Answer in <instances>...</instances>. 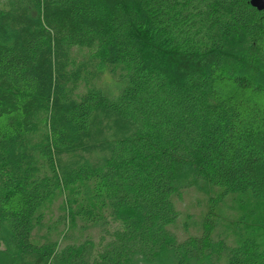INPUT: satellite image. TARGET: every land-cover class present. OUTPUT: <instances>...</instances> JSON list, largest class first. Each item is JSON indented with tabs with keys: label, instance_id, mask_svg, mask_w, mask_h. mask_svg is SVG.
<instances>
[{
	"label": "trees",
	"instance_id": "1",
	"mask_svg": "<svg viewBox=\"0 0 264 264\" xmlns=\"http://www.w3.org/2000/svg\"><path fill=\"white\" fill-rule=\"evenodd\" d=\"M186 179L208 207L182 240ZM164 249L264 264V12L0 0V264H156Z\"/></svg>",
	"mask_w": 264,
	"mask_h": 264
},
{
	"label": "rangeland",
	"instance_id": "2",
	"mask_svg": "<svg viewBox=\"0 0 264 264\" xmlns=\"http://www.w3.org/2000/svg\"><path fill=\"white\" fill-rule=\"evenodd\" d=\"M104 88L107 92L112 95L117 94V87L114 85L113 81L109 77H104ZM183 182L184 187L181 188L180 196L176 200V207L180 213L178 224L176 226V235L179 239H185L189 235H196L199 231L198 226H194L197 222H200L202 214L206 212L208 207V195L200 193L197 188L190 185L189 181L186 179ZM191 182V179H190ZM229 225L233 223L232 219L227 220ZM188 227V228H187ZM187 228V230H185ZM3 246L9 249L13 248L11 241L7 235H3ZM156 264H179L174 258V255L170 250L164 249L158 254L155 260ZM186 264H207L206 259L200 261H188Z\"/></svg>",
	"mask_w": 264,
	"mask_h": 264
},
{
	"label": "water",
	"instance_id": "3",
	"mask_svg": "<svg viewBox=\"0 0 264 264\" xmlns=\"http://www.w3.org/2000/svg\"><path fill=\"white\" fill-rule=\"evenodd\" d=\"M249 4L258 11L264 12V0H249Z\"/></svg>",
	"mask_w": 264,
	"mask_h": 264
}]
</instances>
